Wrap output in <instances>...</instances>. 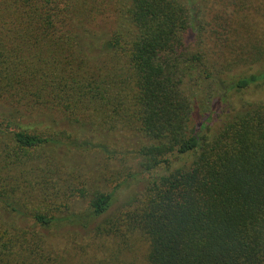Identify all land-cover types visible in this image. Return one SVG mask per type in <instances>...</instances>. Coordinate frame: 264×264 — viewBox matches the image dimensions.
Returning a JSON list of instances; mask_svg holds the SVG:
<instances>
[{
	"label": "trees",
	"instance_id": "1",
	"mask_svg": "<svg viewBox=\"0 0 264 264\" xmlns=\"http://www.w3.org/2000/svg\"><path fill=\"white\" fill-rule=\"evenodd\" d=\"M127 1L99 34L104 1L0 0V264H63L50 241L71 232H138L148 264H264V104L229 102L264 74L224 80L236 63L185 42L182 0ZM118 127L143 138L145 191L91 228L113 195L67 214L75 202L60 201L87 194L63 186L77 171L64 160L108 148L100 136Z\"/></svg>",
	"mask_w": 264,
	"mask_h": 264
},
{
	"label": "rangeland",
	"instance_id": "2",
	"mask_svg": "<svg viewBox=\"0 0 264 264\" xmlns=\"http://www.w3.org/2000/svg\"><path fill=\"white\" fill-rule=\"evenodd\" d=\"M103 1L111 9V15L98 17L89 24L92 29L94 22L93 31L99 34L108 33L113 28V9L118 0H100ZM182 1L188 6L191 17L185 42L193 46L200 39L210 49L207 52L222 56L228 63H236L233 71L223 77L224 80L264 74V60L251 64L252 60L248 57L249 53H253L252 46L258 45L264 51V0ZM86 7L95 12L98 9V5ZM118 7L124 14L128 1L121 0ZM104 8L107 9L106 6ZM214 44L217 46L213 48ZM229 102L237 111L264 104V82L252 84L239 93H230ZM219 126L218 124L217 127ZM100 137L108 148L97 147L98 149L89 152L69 153L64 160L65 166L69 168L65 169L68 173H71V168L77 171L74 173L76 179L68 178V183L65 181L63 186L70 184L74 188L86 189L87 194L81 200L75 196L60 201L75 202L67 214L83 212L85 201L91 200L98 192L113 195L108 213L93 222L91 228L107 218L126 213L137 205L135 201L144 194L149 176L148 173H143L141 158L137 154L143 139L140 134L118 127ZM158 172L159 169L153 171V174ZM50 246L63 264H148L150 250L149 242L138 232L128 235L125 241L96 236L91 232H71L70 235L50 241Z\"/></svg>",
	"mask_w": 264,
	"mask_h": 264
}]
</instances>
